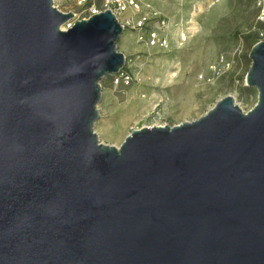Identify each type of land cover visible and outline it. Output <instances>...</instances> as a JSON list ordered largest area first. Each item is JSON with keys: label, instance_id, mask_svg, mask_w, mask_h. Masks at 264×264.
Segmentation results:
<instances>
[{"label": "water", "instance_id": "obj_1", "mask_svg": "<svg viewBox=\"0 0 264 264\" xmlns=\"http://www.w3.org/2000/svg\"><path fill=\"white\" fill-rule=\"evenodd\" d=\"M0 0V264H264V40L231 95L100 141V81L126 63L111 10Z\"/></svg>", "mask_w": 264, "mask_h": 264}, {"label": "rangeland", "instance_id": "obj_2", "mask_svg": "<svg viewBox=\"0 0 264 264\" xmlns=\"http://www.w3.org/2000/svg\"><path fill=\"white\" fill-rule=\"evenodd\" d=\"M148 1L168 20L169 47H150L137 41L139 30L123 31L117 49L126 56L122 70L131 80L115 82L117 74H109L100 81L95 131L105 144L118 147L133 129L143 126L198 119L227 95L244 112L257 102L256 88L245 84L249 52L264 40L254 0ZM92 2L102 5V0ZM53 5L74 13L70 24L89 14L90 4L80 6L77 0H53ZM186 29L189 39L179 44L176 32Z\"/></svg>", "mask_w": 264, "mask_h": 264}, {"label": "built area", "instance_id": "obj_3", "mask_svg": "<svg viewBox=\"0 0 264 264\" xmlns=\"http://www.w3.org/2000/svg\"><path fill=\"white\" fill-rule=\"evenodd\" d=\"M77 2L80 6L90 4L88 17L83 19H87L91 15L105 10H111L124 30L127 28L139 30L137 41L144 42L150 47L161 49L169 47L167 18L150 4H144L142 0H102L101 7L96 6L94 2L91 3V0H77ZM254 4L256 19L264 25V0H254ZM142 10L144 11L142 12ZM71 26L72 24L67 25L66 28ZM189 36L187 29L181 31L178 37L179 44L185 43L189 39ZM119 80L128 84L131 77L127 72L122 70L115 77V82Z\"/></svg>", "mask_w": 264, "mask_h": 264}, {"label": "bare ground", "instance_id": "obj_4", "mask_svg": "<svg viewBox=\"0 0 264 264\" xmlns=\"http://www.w3.org/2000/svg\"><path fill=\"white\" fill-rule=\"evenodd\" d=\"M67 25H70V23H68V24H66V25H63V26H62V28H66V27H67ZM182 31H183V30H182ZM180 32H181V31H179V32H176V33H177V35H178V37H179V34H180ZM177 35H176V37H177ZM178 42H179V40H178ZM175 43H176V45H177V42H175ZM169 73H170V71H169ZM169 73H168V74H169ZM170 75H171V74H170ZM167 76L169 77V75H167ZM167 76H166V77H167ZM168 77H167V78H168Z\"/></svg>", "mask_w": 264, "mask_h": 264}, {"label": "crops", "instance_id": "obj_5", "mask_svg": "<svg viewBox=\"0 0 264 264\" xmlns=\"http://www.w3.org/2000/svg\"><path fill=\"white\" fill-rule=\"evenodd\" d=\"M145 2L149 3L153 8H155V9L158 10V11H160V12L164 15V13H163L161 10H159L158 8L154 7L150 1H148V0L145 1V0H144V3H145ZM164 16H165V15H164Z\"/></svg>", "mask_w": 264, "mask_h": 264}]
</instances>
